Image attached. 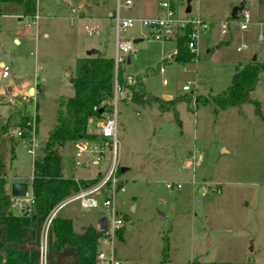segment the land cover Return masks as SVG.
I'll return each instance as SVG.
<instances>
[{
  "label": "rangeland",
  "instance_id": "374dc122",
  "mask_svg": "<svg viewBox=\"0 0 264 264\" xmlns=\"http://www.w3.org/2000/svg\"><path fill=\"white\" fill-rule=\"evenodd\" d=\"M240 1L191 0L193 14L208 27L199 30L195 58L186 63L175 60V41L146 38L138 24L120 33L121 39H141L133 43L129 63L120 64L122 78L140 77L147 91L165 100L191 96L166 111L158 110L156 103L135 104L126 96L111 102L103 114H115L117 123L116 158L124 190L116 193L115 205L125 226L114 247L123 264H191L194 259L199 264H264V70L249 102L218 110L212 102L194 103L196 96L210 98L227 91L238 64L253 56L264 60V0H244L251 17L245 30L230 16ZM1 6L0 62L9 70L1 77L0 65V121L10 111L12 119L26 112L37 115L35 155L40 156L61 101L74 93L76 60L92 48L106 57L114 55L108 13L114 11L115 0H36L37 20L24 15L17 3ZM143 11L142 4L135 3L121 8L120 14ZM93 23L99 25L98 32L87 34L84 25ZM185 84L188 91L182 89ZM32 87L34 96L27 95ZM97 122L90 123L89 130L96 129ZM79 144L84 146L79 159L87 163L77 166ZM89 146L98 143H65L64 176L106 173L112 160L109 145L97 162L91 160ZM27 147L26 139L15 135L13 152L6 151V193L16 215L22 213L19 203L31 197L32 155ZM167 182L181 186L168 189ZM14 183L25 184L26 193L14 195ZM103 212L72 203L58 216L70 218L79 233Z\"/></svg>",
  "mask_w": 264,
  "mask_h": 264
},
{
  "label": "trees",
  "instance_id": "16d2710c",
  "mask_svg": "<svg viewBox=\"0 0 264 264\" xmlns=\"http://www.w3.org/2000/svg\"><path fill=\"white\" fill-rule=\"evenodd\" d=\"M4 2H14L22 7L24 15L32 17L36 12V0H0V13ZM186 35H180L176 41L175 60L186 63L193 60L194 54L185 46ZM264 70V60H251L244 65L238 64L227 91L220 95L194 98V103L212 102L215 110L227 109L231 106L249 102L250 91L255 87L260 72ZM113 59L97 52L76 60V71L72 79L74 93L61 101L56 114L55 124L49 131L40 156L32 159L31 196L33 202L28 213L14 214L10 210L11 201L6 193L5 158L7 148L12 153L14 136L25 139L29 136L31 115L28 112L17 114L14 119L10 111L0 121V264H39L38 252L30 248L18 250L12 244H21L26 234L31 240L35 238L36 225L42 224L51 208L64 196L75 191L79 185H86L95 179H74L62 173L61 150L65 143L81 140H102V137L87 132L90 118L102 119L103 114L110 111L112 102ZM127 98L138 105L156 103L158 110L173 109L178 101L162 99L146 90L142 79L127 75L122 78L118 74ZM131 79V82H127ZM186 101V100H185ZM190 102V101H189ZM103 108L101 114L98 110ZM38 116L35 115L37 122ZM20 132V136L17 135ZM5 228L4 241L1 234ZM54 251L72 249L77 257V264H95L97 239L101 234L91 224L82 232H74L70 218L55 216L49 226ZM166 248V246H165ZM166 253L163 255L165 256ZM191 264H199L195 259ZM245 264H256L247 262Z\"/></svg>",
  "mask_w": 264,
  "mask_h": 264
},
{
  "label": "built area",
  "instance_id": "2783aa9c",
  "mask_svg": "<svg viewBox=\"0 0 264 264\" xmlns=\"http://www.w3.org/2000/svg\"><path fill=\"white\" fill-rule=\"evenodd\" d=\"M137 3L139 7H144L142 14L135 16L122 17L120 9H129L133 4ZM190 10L187 11V0H115V9L111 11L109 16L113 22L114 28V55L113 59V77H112V102L116 104L119 98L125 99L127 94L122 87V83L118 79V72L120 64L127 61V57L132 50L133 41L130 39H121L120 33L126 31L128 28L138 24L140 30H145L144 37L149 39H167L176 41L180 35H186L185 46L191 53L197 51V40L199 38V30L206 29L208 24L201 19L197 14H193L191 0L189 2ZM39 16L34 14L32 20H37ZM237 27L240 30H245L251 21L249 10L245 7L237 11L235 18ZM221 27H228V23H222ZM99 27L96 23L92 25L86 24L84 31L87 34L98 32ZM262 39V36L259 37ZM245 44L237 47L238 50L244 48ZM9 68L2 64L1 77L8 76ZM131 82V79H127ZM184 91L189 90L187 84L182 86ZM116 117L108 116L99 119L97 122L96 135L102 137V140H91L98 143V147L89 146L91 153V160L94 162L99 161L104 156V146L108 144L112 154L111 164L104 175L99 174L95 180L86 185H79L78 188L64 196L59 200L49 211L40 227V252L39 264H46L45 254L47 251V235L49 226L52 219L58 215L61 208L76 203L82 208H101L104 210L100 217L106 218V228L101 231L97 239L95 264H123L115 251L114 239L118 236L119 232L125 226V217L115 205V196L118 191L124 190L122 180L118 177V160L116 158ZM36 133V120L35 116L32 117L30 122L29 136L26 139L28 147L27 152L32 155V159L36 156L35 149L37 148V140L34 138ZM20 136V132H17ZM87 141V140H80ZM84 146L79 144L76 150L75 165L86 164L87 161L79 159L82 157ZM179 183H166L168 189L179 188ZM33 202V197H29L19 203L21 212L29 211L30 205Z\"/></svg>",
  "mask_w": 264,
  "mask_h": 264
},
{
  "label": "water",
  "instance_id": "95a60500",
  "mask_svg": "<svg viewBox=\"0 0 264 264\" xmlns=\"http://www.w3.org/2000/svg\"><path fill=\"white\" fill-rule=\"evenodd\" d=\"M188 5H187V11L190 10V0H187ZM244 7V2L240 1V3L238 5H236L235 7H233L230 16L232 18H235V15L237 13L238 10H240L241 8ZM141 39H135L133 40V43L138 42ZM98 51L95 48H92L90 50L87 51V55H91V54H96ZM252 60H255V56H253ZM130 59L129 57H127V62L129 63ZM72 81V80H71ZM103 112V108H100L98 110V113L101 114ZM79 139H81V137H79ZM122 171L125 170V168L121 169ZM26 186L23 183H14L12 185V193L14 195L17 196H22L24 195L26 192ZM26 213H28V211H26ZM97 226L98 229L103 230L106 228V218L105 217H100L97 220ZM4 234H5V228H3L2 234H1V240L4 241ZM40 227L39 224L37 225L36 228V236L34 240L30 239V236L28 234H26L25 239L23 240V242L21 244H12L11 246L13 248H16L18 250L24 251V250H28L30 248L35 249L38 254L40 252ZM45 259H46V264H77V257L75 255L74 250L72 249H64L62 251H54L52 248V235L51 232H48L47 235V251L45 254Z\"/></svg>",
  "mask_w": 264,
  "mask_h": 264
},
{
  "label": "crops",
  "instance_id": "0c3cea01",
  "mask_svg": "<svg viewBox=\"0 0 264 264\" xmlns=\"http://www.w3.org/2000/svg\"><path fill=\"white\" fill-rule=\"evenodd\" d=\"M149 2H151L152 0H148ZM243 2H244V5H245V1L244 0H242ZM35 14H37L36 12H35ZM109 14H110V12L108 13V16H109ZM33 17V16H32ZM31 17V18H32ZM39 19V18H38ZM86 25V24H85ZM84 25V26H85ZM97 25V24H96ZM99 26V25H98ZM43 35L44 36H46L47 35V33L46 32H44L43 33ZM13 40L15 41V42H19V40L17 39V38H13ZM97 51H99V49H97ZM208 51V50H207ZM100 54H102L101 53V51H100ZM103 55V54H102ZM106 57V56H105ZM128 57H129V55H128ZM110 58V57H109ZM1 64H3V62H0V65ZM112 77H113V75H112ZM41 80H44V78H42ZM72 82V81H71ZM34 92H35V89L32 87V88H30L29 90H28V92L26 93L27 95H31L32 93H33V96H34ZM32 96V95H31ZM165 97V96H164ZM93 121H99V119H96V118H90L89 119V122H88V126H87V132H89V133H94L95 134V132H96V130H97V124H96V129H93V130H89V125H90V123H92ZM81 139H79L78 141H80ZM125 170H126V168H125ZM97 176H99V174L97 175ZM97 176H95V177H75L74 179H76V180H78V179H92V178H96ZM100 218V217H99ZM98 218V219H99ZM95 224H97V223H93L92 225H95ZM89 225V224H88Z\"/></svg>",
  "mask_w": 264,
  "mask_h": 264
},
{
  "label": "flooded vegetation",
  "instance_id": "af4514ba",
  "mask_svg": "<svg viewBox=\"0 0 264 264\" xmlns=\"http://www.w3.org/2000/svg\"><path fill=\"white\" fill-rule=\"evenodd\" d=\"M39 223H37V225H38ZM37 225H36V228H37ZM39 227H41V225L39 224ZM35 236H36V231H35ZM35 239V238H34Z\"/></svg>",
  "mask_w": 264,
  "mask_h": 264
}]
</instances>
